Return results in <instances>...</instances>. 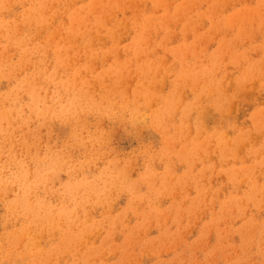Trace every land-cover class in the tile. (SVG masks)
Wrapping results in <instances>:
<instances>
[{"label": "rangeland", "instance_id": "rangeland-1", "mask_svg": "<svg viewBox=\"0 0 264 264\" xmlns=\"http://www.w3.org/2000/svg\"><path fill=\"white\" fill-rule=\"evenodd\" d=\"M1 111L0 264H264V0H0Z\"/></svg>", "mask_w": 264, "mask_h": 264}, {"label": "bare ground", "instance_id": "bare-ground-1", "mask_svg": "<svg viewBox=\"0 0 264 264\" xmlns=\"http://www.w3.org/2000/svg\"><path fill=\"white\" fill-rule=\"evenodd\" d=\"M97 3V2H96ZM190 3V2H189ZM218 3V2H217ZM94 4V3H93ZM93 7H94V5H93ZM167 14V13H166ZM181 15V14H180ZM181 17V16H180ZM240 18V17H239ZM109 19V18H108ZM251 19V18H250ZM165 20V19H164ZM168 20V19H167ZM203 20V19H202ZM249 20V19H248ZM166 21V20H165ZM235 21V20H234ZM239 22H240V20H238ZM250 21V20H249ZM249 21H247V22H249ZM162 22V21H161ZM226 22V21H225ZM238 22H236V24H237ZM241 23H243V20H241ZM73 24V23H72ZM225 24V23H224ZM245 24L247 25V23L245 22ZM244 24V25H245ZM163 25H164V23H163ZM231 26H232V24H231ZM233 26H234V24H233ZM232 26V27H233ZM236 26V25H235ZM238 26H239V24H238ZM244 27V26H243ZM243 27H241V28H243ZM239 28H240V26H239ZM245 28H247V27H245ZM244 30V29H243ZM238 32H239V29H238ZM237 32V34H239ZM243 33H245V32H243ZM246 34V33H245ZM120 35V34H119ZM242 35H244V34H242ZM242 35H240V36H242ZM174 36V35H173ZM100 40H101V37H100ZM31 41V40H30ZM84 48V47H83ZM87 48V47H86ZM226 56V55H225ZM240 68V67H239ZM117 76V75H116ZM37 89V88H36ZM206 91V90H205ZM251 96H252V94H251ZM14 99V98H13ZM35 100V99H34ZM17 103V102H16ZM172 107V106H171ZM173 108L174 107H172V109L171 110H173ZM197 108V107H196ZM168 110H170L169 108H168ZM4 111H6V110H4ZM9 111V110H8ZM24 111V110H23ZM17 113H19V111H17ZM202 114V113H201ZM5 115H6V113L5 112H3V111H1L0 112V116H1V118H7V117H5ZM11 115H13V114H11ZM143 115V114H142ZM190 116V115H189ZM24 117H26V116H24ZM144 118V117H143ZM49 125V124H48ZM203 125V124H202ZM189 128V127H188ZM190 129V128H189ZM186 137V136H185ZM194 140V139H193ZM5 175V174H4ZM170 184V183H169ZM1 190H4L5 188H6V185L5 184H3V183H1ZM93 189V188H92ZM91 189V190H92ZM97 189V188H96ZM94 191V190H93ZM99 192V191H98ZM98 192H96V196H98ZM20 193H21V195H22V201H21V206L22 207H26L27 209H30L32 212H33V208L34 207H40L39 206V203H37V204H32L31 202H28V199L30 198V193H31V190H30V188L28 189L27 188V186L26 185H22V188L20 189ZM220 195V194H219ZM161 196V195H160ZM15 205V204H14ZM16 205H18V204H16ZM11 207H12V205H11ZM17 208V207H16ZM15 208V209H16ZM180 215V214H179ZM52 217H54V216H52ZM19 218V217H18ZM17 219V218H16ZM62 220V219H61ZM76 221V220H75ZM62 224V223H61ZM12 233V232H11ZM23 235V234H22ZM19 236V235H18ZM89 239V238H88ZM23 240V239H22ZM211 258V257H210ZM49 264V263H48Z\"/></svg>", "mask_w": 264, "mask_h": 264}]
</instances>
